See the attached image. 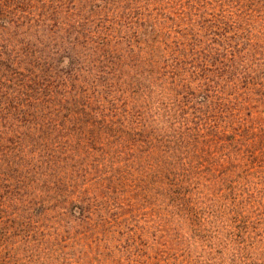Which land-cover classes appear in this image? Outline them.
<instances>
[{
  "label": "rangeland",
  "instance_id": "rangeland-1",
  "mask_svg": "<svg viewBox=\"0 0 264 264\" xmlns=\"http://www.w3.org/2000/svg\"><path fill=\"white\" fill-rule=\"evenodd\" d=\"M120 1L129 31L174 42L176 76L156 98L188 165L179 198L67 172L59 198L24 219L0 214V264H264V0ZM145 37L140 59L162 67Z\"/></svg>",
  "mask_w": 264,
  "mask_h": 264
},
{
  "label": "trees",
  "instance_id": "trees-1",
  "mask_svg": "<svg viewBox=\"0 0 264 264\" xmlns=\"http://www.w3.org/2000/svg\"><path fill=\"white\" fill-rule=\"evenodd\" d=\"M120 4L0 0V214H10L6 219H24L44 198H59L52 187L65 188L67 172L78 179L97 173L107 189L118 176L142 179L162 198H179L173 190L185 183L188 165L177 138L164 131L156 98L165 91L161 77L176 76L174 42L142 34L156 44L147 45L159 51L162 67L140 59V37L129 31L137 21L120 14ZM82 199L78 192L71 201L81 205L76 215L86 213Z\"/></svg>",
  "mask_w": 264,
  "mask_h": 264
}]
</instances>
